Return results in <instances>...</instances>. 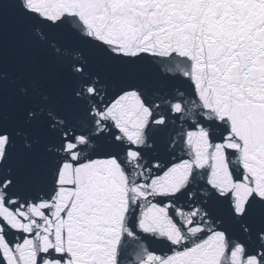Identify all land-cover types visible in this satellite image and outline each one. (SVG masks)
<instances>
[{
    "label": "snow or ice",
    "instance_id": "snow-or-ice-1",
    "mask_svg": "<svg viewBox=\"0 0 264 264\" xmlns=\"http://www.w3.org/2000/svg\"><path fill=\"white\" fill-rule=\"evenodd\" d=\"M0 264H264V0H0Z\"/></svg>",
    "mask_w": 264,
    "mask_h": 264
}]
</instances>
